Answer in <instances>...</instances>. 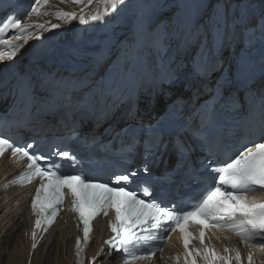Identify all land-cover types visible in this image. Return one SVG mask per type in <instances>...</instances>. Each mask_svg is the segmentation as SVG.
I'll return each instance as SVG.
<instances>
[{"label":"snow or ice","instance_id":"6c2138e0","mask_svg":"<svg viewBox=\"0 0 264 264\" xmlns=\"http://www.w3.org/2000/svg\"><path fill=\"white\" fill-rule=\"evenodd\" d=\"M75 4L92 5L93 0H72ZM103 5V11L97 10L95 14H85L81 10L79 21L81 24L88 19L98 21L116 12L118 6L125 0H97ZM50 6V0H35L29 17L41 14L48 15L46 11ZM42 9L44 10L42 12ZM57 18L65 20L77 19L75 12L57 10L52 13ZM87 17V18H86ZM32 27L31 23L22 22L18 17H9L0 26V45H4L6 51H0V61L15 56L22 46L16 41L22 39L19 33H24ZM44 28V25H36ZM58 25H52L57 28ZM8 29L17 30V35L11 39H5L4 33ZM219 33V29H217ZM26 42V41H25ZM205 53L201 52L200 56ZM211 63H198L199 68L206 78L210 71L215 69L216 58L208 50ZM132 130H125L128 135ZM135 133H132L134 138ZM141 139L149 147H156L159 138L152 134L149 138L143 131ZM33 144L17 146L9 139L0 136V157L9 152L17 160H27V168L19 179L12 181L16 184L30 183L33 177L41 181L32 200V211L37 216L35 226L40 229L44 226L47 231L57 217L61 205L65 201V189L71 196V211L78 215L82 223L83 239H77L76 257L78 264H83L84 249L91 239V222L98 216H107L109 211H114L115 218L109 222L113 236L104 243L109 246V251L122 254L124 264H134L141 259H152L157 251L162 253V248H148L143 254H138L141 246L149 245L152 241L167 242L171 233L178 232L182 242L183 252L172 257L176 264H242L239 249L224 247L221 254L215 245L210 242L211 236H216L217 231L228 230L239 237L244 244L258 243L264 247V198H249L250 191H264V143H255L245 147L215 168L216 173L213 186L190 208V210L176 211L170 209L155 198H140L136 191L129 190V182L135 177L131 175H116L110 184L86 177L83 174H63L60 165L42 167L41 161L47 157L36 154ZM62 158L69 157L67 152L57 153ZM74 159V157H73ZM123 182V183H121ZM145 196L151 197V193L145 189ZM163 233V234H161ZM209 235V242L205 243V236ZM35 238V232L33 233ZM219 239V236L216 237ZM199 240V246L192 241ZM35 247V245H33ZM234 255H228V253ZM95 260V258H94ZM247 264H254L251 254L247 257Z\"/></svg>","mask_w":264,"mask_h":264},{"label":"bare ground","instance_id":"6f19581e","mask_svg":"<svg viewBox=\"0 0 264 264\" xmlns=\"http://www.w3.org/2000/svg\"><path fill=\"white\" fill-rule=\"evenodd\" d=\"M55 1L56 5L51 7ZM242 1L243 0H241V2ZM241 2L238 3L242 5ZM51 3L52 4L50 5L49 9H52L53 13H55L57 10L64 12H75L77 14V19L64 21L62 18H57L53 14L51 16L45 17L35 16L30 20H26L27 23H31L32 26L36 28L35 32L27 37L28 40L34 39L41 34L48 33L53 29L59 30L61 28H68L69 31L74 35L82 32H89L95 37L98 35H103L106 29L111 26H119L125 31L128 29V23L131 19L141 20L147 14L148 10L154 6H157L161 12L166 11L171 4V0H125V3L121 6H118L117 11L112 13L110 16L104 17V19L98 21H93L90 19L85 24H81L79 21L81 10H83L85 14H95L97 10L100 12L103 11V5L98 4L97 0H95L92 5L79 8H77L74 3H71L67 0L66 2L65 0H51ZM242 12L246 20H259L260 24L264 27V0H258L257 4L250 3L245 5V7H242ZM36 25H44V28H38ZM52 25H58L59 27L52 28ZM162 27H164L169 34L165 33L164 36H158V31ZM262 32L264 33V30H262ZM150 35L157 62L158 55L160 53V50L158 49L160 48L161 43L163 46H168L170 42L174 41L175 39L176 42L182 44V47L184 45L181 25L178 24L177 18H160ZM228 35L229 31H226L222 42L224 43L223 48L220 50L221 54L219 53L216 55L218 58L216 59L217 62L215 68H222L224 61L227 59V53L225 52L229 49V45H227ZM158 41H161V43H158ZM122 42V47L118 48V58L113 60L110 65L111 68H115L118 72H121L120 77L134 74L135 66L140 60V54L137 50L135 40L133 38H129V36L126 34V36L122 38ZM171 53L174 54L172 55L171 59L176 58L173 65H179L181 62L183 64L182 53H180L177 44L173 49H171ZM228 54H230V52ZM169 55L171 54L169 53ZM15 56L5 58L4 60L0 61V63H7L9 59H13ZM124 63L128 64L127 68L123 70L122 66ZM132 63L133 68L131 69ZM189 65H191V69L193 71L201 72L199 68L194 67L192 62ZM145 70L146 64L144 63V72ZM72 77L74 80L79 81H91L92 83L95 81L93 78L88 77L86 73L79 76L73 75ZM202 79L203 77H198V80ZM209 80L210 78L206 82H203L202 85H200L198 82L195 85H189L186 93L192 94L194 96H197L201 93L205 95L206 90L203 89V86L207 88ZM147 81V79H144L141 81V84L144 85L147 83ZM185 86L186 84L182 85L181 89H171L164 97L166 99L172 98L170 95L171 91L183 93L185 91ZM167 87L170 88L168 85ZM251 90H253V87L245 90L243 92L244 96ZM204 95L200 98L201 100L206 97ZM162 97L163 96H161V98ZM148 103L149 98L143 97L141 100V106L145 107L148 105ZM159 105L160 104H158L155 110L160 109ZM144 110L145 109H143L141 113V120L143 121H146L147 118H150L159 112L158 111L153 114L145 115ZM130 113H132V111H130ZM46 121L49 125V129L55 130L57 133L62 131L64 127V125H60L59 121L56 119L46 118ZM81 125H83L82 122ZM24 132L26 133V131ZM20 169L21 168L18 167V164H11L5 159L0 161V256H2V254H6L7 250L13 245L12 251L18 253L22 258L21 261H18L19 264H70V261L72 260L76 234L70 211L66 210L58 218L57 223L48 232H45L42 226L40 229H37L35 226L37 219L30 216L31 188H20L17 187L15 183H12L16 173L19 172ZM34 232L35 238H33ZM110 233L111 232H107L104 228L103 222L95 224L94 243H98L101 236L105 237L110 235ZM33 245H35V247H33ZM237 249L240 251L242 264H247V257L249 254L252 255L254 264H264V248L256 247L244 254L242 253V246ZM95 251L96 249H93V247L88 249V252L91 254H94ZM219 252L224 254V249L219 250ZM228 255H234V253L229 252ZM94 264H124V260L114 255L104 254L100 256ZM136 264H160V260L157 258L154 260L144 259ZM161 264H166L165 260H162ZM232 264H235V262L233 261Z\"/></svg>","mask_w":264,"mask_h":264},{"label":"rangeland","instance_id":"374dc122","mask_svg":"<svg viewBox=\"0 0 264 264\" xmlns=\"http://www.w3.org/2000/svg\"><path fill=\"white\" fill-rule=\"evenodd\" d=\"M61 1H64V0H61ZM67 1H70L71 3H73L71 0H67ZM94 1L95 0H93V2ZM240 1L241 0H239V2ZM65 2H66V0H65ZM213 2H215V3L210 7V12L207 16L208 18L206 17V19L204 20L203 25H202V31H203V40L202 41H204L206 43L201 44V49L204 47L207 51L209 50L208 49L210 46V38H208V36H209L208 31H209V33L211 32V34H212L211 40L213 42V48L210 47V50H211L212 54L216 55L217 53H219L221 48H223L224 43L221 44L220 42H218V40H221L223 37V34L227 31L226 27L221 26V25L227 24V22L225 20L227 12H226V10L223 9L221 4H218L219 0H213ZM241 3L243 4V6L250 4V3L257 4L258 0H243ZM74 5L77 8L85 6L84 4H75V3H74ZM253 6H255V5H253ZM219 7H222V8H219ZM218 27H220V28H218ZM217 29H219V33L217 32ZM161 33L162 34L165 33V28L160 29L158 34L161 35ZM219 36H221V37L219 38ZM227 39H228V36H227ZM175 41L176 40H174V43H175ZM174 43L170 44V46H172ZM227 45H229L228 41H227ZM230 50L231 49L229 46V49L225 53L228 54L230 52ZM207 53L208 52H206V54ZM171 55H173V54H171ZM226 61H227V59L224 61V65H225ZM210 63H211V61H210ZM12 246L7 250L6 254H2V256H0V258H1L0 264H10V263L11 264H19L18 261H21L22 258L20 257V255L18 253H15L14 251H12V249H13Z\"/></svg>","mask_w":264,"mask_h":264}]
</instances>
